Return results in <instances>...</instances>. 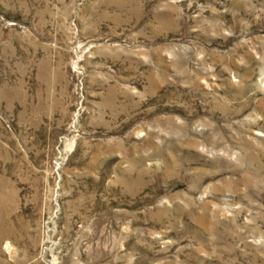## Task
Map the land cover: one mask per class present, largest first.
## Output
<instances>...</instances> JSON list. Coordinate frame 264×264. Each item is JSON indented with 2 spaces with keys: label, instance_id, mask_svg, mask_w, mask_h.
Returning a JSON list of instances; mask_svg holds the SVG:
<instances>
[{
  "label": "rangeland",
  "instance_id": "1",
  "mask_svg": "<svg viewBox=\"0 0 264 264\" xmlns=\"http://www.w3.org/2000/svg\"><path fill=\"white\" fill-rule=\"evenodd\" d=\"M0 264H264V0H0Z\"/></svg>",
  "mask_w": 264,
  "mask_h": 264
}]
</instances>
